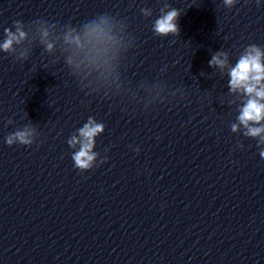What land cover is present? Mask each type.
Here are the masks:
<instances>
[{
    "label": "water",
    "instance_id": "1",
    "mask_svg": "<svg viewBox=\"0 0 264 264\" xmlns=\"http://www.w3.org/2000/svg\"><path fill=\"white\" fill-rule=\"evenodd\" d=\"M170 8L179 35H155ZM16 21L25 37L0 49V264L264 229V133L245 134L250 97L229 86L248 47L264 51V0H0V45ZM90 118L104 127L81 171L68 142ZM25 128L30 146L6 143Z\"/></svg>",
    "mask_w": 264,
    "mask_h": 264
},
{
    "label": "clouds",
    "instance_id": "2",
    "mask_svg": "<svg viewBox=\"0 0 264 264\" xmlns=\"http://www.w3.org/2000/svg\"><path fill=\"white\" fill-rule=\"evenodd\" d=\"M236 3V0H224V5L231 8ZM167 8L168 5L166 4ZM145 15H151V12L146 9H142ZM162 14L155 20L153 25V32L157 36L179 35V27L177 20L181 12L176 8H170L168 11L161 10ZM21 21H16L14 26L16 32L14 33L11 28H6L5 34L7 39L0 49L5 52L12 50L13 43H19L21 39L25 37V32L20 28ZM47 35V31L44 32ZM52 45H48V49L51 50ZM264 51L256 45H250L246 50V53L240 57L235 67L230 70L229 86L231 90L236 91L242 89L250 98L241 110L239 121L247 128L246 135L252 137L261 136L264 133V126L254 127L253 124H259L264 121ZM227 63V54L224 52H218L213 55L209 61L210 65L225 67ZM103 125L95 123L91 118L88 123L85 124L79 130V136L73 137L69 140L70 146L80 144L79 151L75 152L72 159L75 161V167L81 171L90 169L92 162L95 160L96 154L92 151L95 143V137L103 131ZM233 131L237 130V125L232 126ZM34 129L25 128L20 131H16L14 134L9 135L6 138V143L11 146L19 143L21 145L30 146L33 143L31 139ZM262 142H264V136H261ZM261 156L264 157V152H261Z\"/></svg>",
    "mask_w": 264,
    "mask_h": 264
}]
</instances>
